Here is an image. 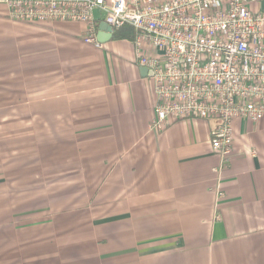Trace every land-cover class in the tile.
Masks as SVG:
<instances>
[{
	"label": "crops",
	"instance_id": "0c3cea01",
	"mask_svg": "<svg viewBox=\"0 0 264 264\" xmlns=\"http://www.w3.org/2000/svg\"><path fill=\"white\" fill-rule=\"evenodd\" d=\"M85 30L0 1V264H264V120L224 164L215 120L150 129L132 28Z\"/></svg>",
	"mask_w": 264,
	"mask_h": 264
},
{
	"label": "built area",
	"instance_id": "2783aa9c",
	"mask_svg": "<svg viewBox=\"0 0 264 264\" xmlns=\"http://www.w3.org/2000/svg\"><path fill=\"white\" fill-rule=\"evenodd\" d=\"M0 1L12 20L82 22L84 42L95 47V11L112 30L131 27L135 62L152 73L150 129L215 120L211 147L223 164L233 121L264 120V0Z\"/></svg>",
	"mask_w": 264,
	"mask_h": 264
},
{
	"label": "water",
	"instance_id": "95a60500",
	"mask_svg": "<svg viewBox=\"0 0 264 264\" xmlns=\"http://www.w3.org/2000/svg\"><path fill=\"white\" fill-rule=\"evenodd\" d=\"M112 28L105 23L104 21L99 26V31L97 32L96 38L98 42L103 43L107 41L111 37ZM142 72L144 75H151L152 73L149 72L146 68L141 67Z\"/></svg>",
	"mask_w": 264,
	"mask_h": 264
},
{
	"label": "rangeland",
	"instance_id": "374dc122",
	"mask_svg": "<svg viewBox=\"0 0 264 264\" xmlns=\"http://www.w3.org/2000/svg\"><path fill=\"white\" fill-rule=\"evenodd\" d=\"M96 12V11H95ZM5 141L3 140V143H4Z\"/></svg>",
	"mask_w": 264,
	"mask_h": 264
}]
</instances>
